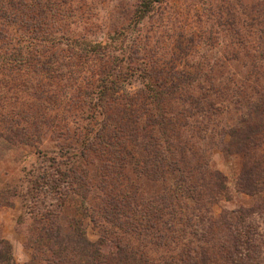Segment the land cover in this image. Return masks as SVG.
<instances>
[{
    "label": "rangeland",
    "instance_id": "rangeland-1",
    "mask_svg": "<svg viewBox=\"0 0 264 264\" xmlns=\"http://www.w3.org/2000/svg\"><path fill=\"white\" fill-rule=\"evenodd\" d=\"M142 1L150 8L139 18ZM54 39L50 75L13 63V50L6 60L15 67L0 74V251L6 243L15 264H52L46 247L54 250L55 228L74 221L89 241L103 237L110 257L120 245L173 264L171 255L186 259L198 245L207 264H229L235 226L250 213L259 229L251 263L264 264V0H54ZM94 45L112 51L115 60H104L116 74V91L93 107L96 117L95 100L75 110L86 80L100 83L93 72L104 63L77 58ZM155 92H164L160 102L127 101ZM161 114L168 126L156 123ZM102 129L112 145L122 138L118 152H88ZM245 164L251 195L240 187ZM74 174L87 190L74 187ZM102 182L139 216L151 215L141 223L148 234L108 219Z\"/></svg>",
    "mask_w": 264,
    "mask_h": 264
},
{
    "label": "trees",
    "instance_id": "trees-1",
    "mask_svg": "<svg viewBox=\"0 0 264 264\" xmlns=\"http://www.w3.org/2000/svg\"><path fill=\"white\" fill-rule=\"evenodd\" d=\"M149 8L150 1H142L138 9L139 18H142L146 13H148ZM54 40V0H0V74H3L2 71L6 65L15 67V64L7 62L6 60V53L13 50V53H15V55L11 56L13 63H18L19 65L26 64L32 66L33 70L39 69L44 74L49 73L48 75H50V73L54 71ZM65 40L67 41L66 44H69V42L72 41H69L67 38H65ZM74 45V47H77V44ZM78 45L80 46L79 43ZM39 47L42 49H39ZM83 47L80 48V51L77 54L79 62L82 60H97V63H104V66H98L99 69L96 72H93V76H98L97 81L100 82L98 85L99 87L94 86L93 82L86 80L88 90L83 94V98L77 104L75 109L77 111H81V113H84L83 111L86 109L85 106L88 104L87 102L92 103V101L95 100V104H92V107H90V109L93 111L94 106L98 105V107H100V105L106 103L105 100L107 97H110L111 93L116 91V84H114V82L111 80L112 76L116 74L110 71L109 67L106 66V61L104 60L105 57L108 59L111 57L112 60H115V57L111 55L112 51H108L107 48L98 45L88 48ZM30 56H37L36 65L29 64V62L26 61V59ZM114 66L115 67L113 70H116L118 64H115ZM122 74L126 75L127 73L119 72L118 76H122ZM96 88L99 89L96 90ZM161 94H164V92H155L153 96H138L137 99H135V96L132 95L131 97L127 98V101H129L132 105L141 103L143 106H145L149 105L147 101L155 102L154 99L158 100L156 102H160L159 100H162ZM94 96H97V98H94ZM96 108L97 107H95V109ZM94 111L91 113L92 117H96L98 114H100L96 110ZM88 118L90 117H84L85 120H88ZM165 121L166 119H164L163 114H161V117L156 121V123L158 125L161 124L162 127H165V125H169ZM114 128H117V125H115ZM119 129L121 130V126ZM103 131L104 130L102 129L101 133L96 136V141H94L95 144L93 142L89 143L90 151L88 152H91L92 154L101 152L102 154H106V156L118 152V150H116L118 148L116 147L122 144V138L118 137L117 139L115 136L116 145H114L115 143L112 145V143L104 141ZM248 131L252 135L260 132L258 127L250 128ZM123 133H128V135H126L128 137L131 135L130 131H123ZM231 135L233 138H235L237 131L232 132ZM245 138V140L250 139L247 137ZM239 142L244 144L240 140ZM254 164L252 166H254ZM250 171L251 170L248 169L245 164L239 180L242 191L251 195L253 194L251 190L254 184L250 181V176L252 173ZM87 176L91 181L92 178L88 175V173ZM215 176L217 179H219L221 175L217 172ZM72 178V184L74 187L84 188L87 190L86 186L88 187V185L85 183L88 182L85 180L86 178H84V176H77L74 174ZM219 184L222 183L220 182ZM98 186L102 191H105L104 194L107 198V204H105L104 201L105 206L101 209L108 219L110 216H112V214H115L112 217V221H115V225L125 226L126 231L137 234L138 236H144L145 234H148L150 225L148 223L142 225L141 223H144L147 219L151 220L149 219L151 215L144 213L139 216L138 213H136L132 207H130L128 202L120 199L119 193L116 191V187H112L109 183L106 184L105 182H102L99 183ZM127 189H129V187ZM82 205L84 204L82 203ZM166 208L167 206L161 207V209L157 207L154 209V213H152V215H158V211H162ZM125 209L127 211H125ZM168 211L169 214L173 213L171 209ZM258 214L262 213L260 212ZM120 218L124 221V223L119 222ZM155 218L152 217L154 220H161L159 217L156 219ZM255 222L256 221L250 213H244L238 224L235 226V237L232 245V253L234 256L227 258L229 259V264H258L251 263L255 261V259L249 255L251 246L249 245L250 241L255 234H258L259 230L258 225ZM76 225V222L72 221L71 224L69 223V225H67V229H61L59 226L55 228L53 237L54 250L50 247H46L47 251L53 254L54 258L50 259L52 264H153L148 260L144 253L129 249L128 246L116 245L115 251L110 249L112 257L108 256L103 250V248H105V245L102 244L104 240L103 237H101L102 243L100 241L93 243L87 239L85 232L80 229L78 225ZM173 228L174 226L170 224L169 227L167 226L166 230H170L169 232H174ZM209 236V233L202 236V242L208 241L205 240V237L210 239L208 238ZM35 242L38 244V248H40V243H46V237L39 236ZM196 248L199 249V251H197ZM196 248H189L188 251H192L194 255L191 256V253H187L186 259L183 257H178L176 259L173 257V255H171L173 264H207V262H209L207 248L198 245ZM0 264H15L10 256V248L6 243H4V250L0 251ZM160 264L171 263H168V261H163Z\"/></svg>",
    "mask_w": 264,
    "mask_h": 264
}]
</instances>
